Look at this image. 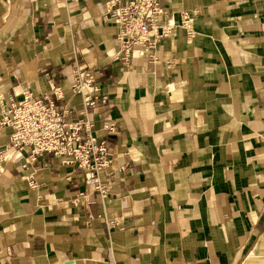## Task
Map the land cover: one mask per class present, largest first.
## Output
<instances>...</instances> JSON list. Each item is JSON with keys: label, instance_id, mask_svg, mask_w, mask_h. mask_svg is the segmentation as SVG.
<instances>
[{"label": "crops", "instance_id": "obj_1", "mask_svg": "<svg viewBox=\"0 0 264 264\" xmlns=\"http://www.w3.org/2000/svg\"><path fill=\"white\" fill-rule=\"evenodd\" d=\"M110 1L0 0V115L58 88L79 119L73 69H90L108 103L89 118L112 155L101 197L53 154L24 166L7 150L0 264H264V0H160L176 23L195 15L156 63L116 58Z\"/></svg>", "mask_w": 264, "mask_h": 264}, {"label": "built area", "instance_id": "obj_2", "mask_svg": "<svg viewBox=\"0 0 264 264\" xmlns=\"http://www.w3.org/2000/svg\"><path fill=\"white\" fill-rule=\"evenodd\" d=\"M194 15L185 10L180 14V23H176L173 13L160 0L110 1L105 17L117 27L116 58L129 63L133 58L147 56L151 62H158V43L171 37L178 25L186 27L191 34ZM71 89L83 98L82 117L75 121H66L69 111L57 107L54 98L60 99L58 88L53 89L52 95L44 94L36 99L24 93L22 101L0 115V133L11 129L9 141L0 145V167L9 149L25 154L24 166L36 161L39 155L50 153L62 164L81 170L85 184L106 197L110 186L101 180L100 174L112 162L111 150L108 140L96 134L95 121L89 118V113L106 105L108 99L90 69L78 66L73 69ZM103 128L113 132L115 125L104 124ZM87 197V192H80L73 203L78 205L80 198Z\"/></svg>", "mask_w": 264, "mask_h": 264}, {"label": "water", "instance_id": "obj_3", "mask_svg": "<svg viewBox=\"0 0 264 264\" xmlns=\"http://www.w3.org/2000/svg\"><path fill=\"white\" fill-rule=\"evenodd\" d=\"M68 264H73L72 261H68Z\"/></svg>", "mask_w": 264, "mask_h": 264}]
</instances>
